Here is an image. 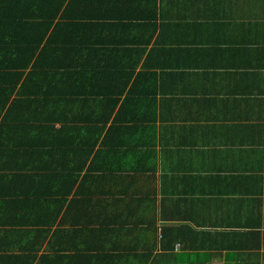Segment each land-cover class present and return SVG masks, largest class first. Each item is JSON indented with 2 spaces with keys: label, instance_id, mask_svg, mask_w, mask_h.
<instances>
[{
  "label": "crops",
  "instance_id": "1",
  "mask_svg": "<svg viewBox=\"0 0 264 264\" xmlns=\"http://www.w3.org/2000/svg\"><path fill=\"white\" fill-rule=\"evenodd\" d=\"M0 264H264V0H0Z\"/></svg>",
  "mask_w": 264,
  "mask_h": 264
},
{
  "label": "trees",
  "instance_id": "2",
  "mask_svg": "<svg viewBox=\"0 0 264 264\" xmlns=\"http://www.w3.org/2000/svg\"><path fill=\"white\" fill-rule=\"evenodd\" d=\"M63 1H65V0H63ZM80 25L81 23H78L77 22V20H73L72 19V21L71 22H69L68 24H67V27H68V29L70 30H77V28H78V26L77 25ZM61 29H63V30H65V28H61ZM67 28H66V30H68ZM41 30H46V28L44 27V28H42ZM10 31H12V32H14V29L12 28ZM7 42H8V46L7 47H15V46H12L14 43H15V41H18L17 39H16V35L14 34V33H10L9 34V37H8V39L6 40ZM20 42V41H19ZM28 47L30 48V49H28ZM28 47H26V49H23V50H26V52H25V54H29V52L31 51L33 54H35V53H37V52H39V50L38 49H40V48H37V46L35 47V46H28ZM12 49H9L8 51H11ZM29 51V52H28ZM41 54V53H40ZM67 74H69V72L67 73ZM72 75L73 76H75V75H77V73H74L73 74V72H72Z\"/></svg>",
  "mask_w": 264,
  "mask_h": 264
}]
</instances>
